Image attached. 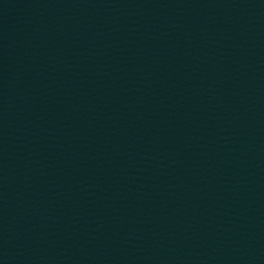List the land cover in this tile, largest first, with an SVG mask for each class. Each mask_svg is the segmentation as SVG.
Wrapping results in <instances>:
<instances>
[{"label": "water", "instance_id": "1", "mask_svg": "<svg viewBox=\"0 0 264 264\" xmlns=\"http://www.w3.org/2000/svg\"><path fill=\"white\" fill-rule=\"evenodd\" d=\"M0 264H264V0H0Z\"/></svg>", "mask_w": 264, "mask_h": 264}]
</instances>
